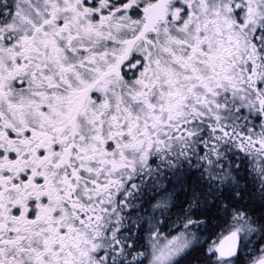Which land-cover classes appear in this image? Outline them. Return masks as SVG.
<instances>
[{
    "label": "snow or ice",
    "instance_id": "6c2138e0",
    "mask_svg": "<svg viewBox=\"0 0 264 264\" xmlns=\"http://www.w3.org/2000/svg\"><path fill=\"white\" fill-rule=\"evenodd\" d=\"M0 264H264V0H0Z\"/></svg>",
    "mask_w": 264,
    "mask_h": 264
}]
</instances>
